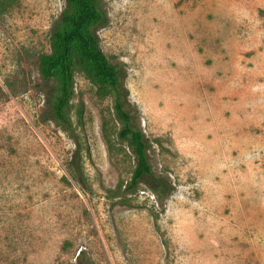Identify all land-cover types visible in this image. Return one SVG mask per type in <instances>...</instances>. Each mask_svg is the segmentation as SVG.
I'll return each mask as SVG.
<instances>
[{"label":"rangeland","instance_id":"rangeland-1","mask_svg":"<svg viewBox=\"0 0 264 264\" xmlns=\"http://www.w3.org/2000/svg\"><path fill=\"white\" fill-rule=\"evenodd\" d=\"M101 5L100 46L123 67L149 160L174 188L162 205L144 184L132 204L110 195L135 168L112 96L77 66V138L45 113L55 81L38 61L66 0H6L0 264H264V0Z\"/></svg>","mask_w":264,"mask_h":264},{"label":"trees","instance_id":"trees-1","mask_svg":"<svg viewBox=\"0 0 264 264\" xmlns=\"http://www.w3.org/2000/svg\"><path fill=\"white\" fill-rule=\"evenodd\" d=\"M6 0H0V5ZM109 15L101 0H66V6L51 31V51L39 58V71L43 81L54 79L46 101V116L53 119L75 139L77 124H82L83 105L76 109L73 119L74 71L83 68L96 85L99 94L113 98V108L121 127L120 140L127 141L135 158V168L126 184L119 183L108 189L110 195H119L121 203L132 204L141 184L156 196L159 205L171 194L174 185L166 175L154 171L149 160L151 141L140 126L136 109L128 98L124 84V69L109 60L100 46L97 30L107 24ZM73 175L83 182L81 168L73 162ZM81 253V251L79 252Z\"/></svg>","mask_w":264,"mask_h":264}]
</instances>
